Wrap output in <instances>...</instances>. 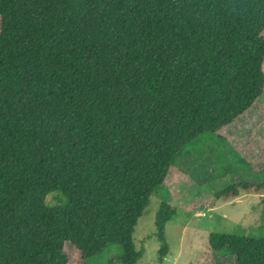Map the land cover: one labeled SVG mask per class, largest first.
Masks as SVG:
<instances>
[{
	"label": "trees",
	"instance_id": "16d2710c",
	"mask_svg": "<svg viewBox=\"0 0 264 264\" xmlns=\"http://www.w3.org/2000/svg\"><path fill=\"white\" fill-rule=\"evenodd\" d=\"M263 93L264 0H0V264H68L66 243L82 264L113 245L107 264H137L135 227L163 192L162 264L171 166L205 135L226 142ZM240 192L264 180L214 198ZM207 242L264 264V239Z\"/></svg>",
	"mask_w": 264,
	"mask_h": 264
},
{
	"label": "rangeland",
	"instance_id": "374dc122",
	"mask_svg": "<svg viewBox=\"0 0 264 264\" xmlns=\"http://www.w3.org/2000/svg\"><path fill=\"white\" fill-rule=\"evenodd\" d=\"M263 113L264 93L244 115L219 131L228 142L205 135L176 158L166 187L171 190L170 204L177 213L165 227L168 254L162 264H232L234 258L218 257L209 250L207 236L210 233L264 239V197L240 192L239 196L229 199L214 198V194L231 185L263 182ZM52 195L47 197L49 204L57 202ZM165 197L163 192L153 193L145 213L138 219L133 242L136 249L143 248V256L137 264H159L160 246L154 222ZM214 206L216 208L212 209ZM64 250L68 264H82L80 253L71 244L66 243ZM120 251V246H110L88 264H107Z\"/></svg>",
	"mask_w": 264,
	"mask_h": 264
},
{
	"label": "crops",
	"instance_id": "0c3cea01",
	"mask_svg": "<svg viewBox=\"0 0 264 264\" xmlns=\"http://www.w3.org/2000/svg\"><path fill=\"white\" fill-rule=\"evenodd\" d=\"M251 166V165H250ZM250 195V194H249ZM254 195H258V196H260L259 198H263L264 197V195L263 194H254ZM219 204L220 203H218V206H219ZM217 206V207H218ZM214 208H216V206H214L212 209H214ZM226 223V222H225ZM210 250V249H209ZM211 251V250H210Z\"/></svg>",
	"mask_w": 264,
	"mask_h": 264
}]
</instances>
